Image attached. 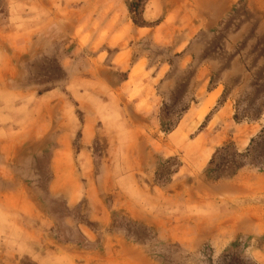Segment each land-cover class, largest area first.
Wrapping results in <instances>:
<instances>
[{
	"label": "rangeland",
	"instance_id": "rangeland-1",
	"mask_svg": "<svg viewBox=\"0 0 264 264\" xmlns=\"http://www.w3.org/2000/svg\"><path fill=\"white\" fill-rule=\"evenodd\" d=\"M129 4L136 26L171 31L145 33L143 80L127 66L99 104L71 93L92 81L22 48V1L0 0V235H29L8 251L29 264H264V127L246 129L264 115V0H174L193 13L155 19L148 0Z\"/></svg>",
	"mask_w": 264,
	"mask_h": 264
},
{
	"label": "crops",
	"instance_id": "crops-1",
	"mask_svg": "<svg viewBox=\"0 0 264 264\" xmlns=\"http://www.w3.org/2000/svg\"><path fill=\"white\" fill-rule=\"evenodd\" d=\"M22 48L37 56L46 54L62 65L69 73L68 79L92 81L90 85L76 88L73 95H92L97 103H105L104 95L117 90V80L123 75L127 66L129 72L126 80H143L145 63L142 53V40L145 33L157 32L163 26V32H170L171 25H158L151 28L136 26L130 17L131 0H21ZM174 0H148L145 15L149 19L157 16L180 15L185 10L187 15L193 13L184 7H174ZM227 2V0H225ZM227 6V5H226ZM199 9V8H197ZM222 10V8H221ZM220 11V10H219ZM221 12V11H220ZM196 14L200 12L196 11ZM162 30V29H161ZM169 35V34H168ZM147 38V37H146ZM73 83V82H72ZM127 83L123 84V89ZM141 95L139 103L142 102ZM221 114L215 116L220 117ZM232 117V114L227 115ZM227 117V118H230ZM198 123V121H197ZM241 125V124H240ZM246 129L257 132L264 127V115L259 122L246 124ZM243 129V128H242ZM93 142V141H92ZM218 142L217 139L214 143ZM56 156L57 160L67 158L68 151ZM89 152V151H87ZM88 153L83 157L88 159ZM67 175L57 174L55 182ZM6 202L17 203L21 207L23 193L7 189ZM29 235H0V264H29L24 252L9 250L6 242L25 239ZM39 236V235H36ZM44 239L46 235H43ZM50 237V235H48ZM41 251V249H37ZM20 254V257H17ZM39 260L36 264H42Z\"/></svg>",
	"mask_w": 264,
	"mask_h": 264
},
{
	"label": "trees",
	"instance_id": "trees-1",
	"mask_svg": "<svg viewBox=\"0 0 264 264\" xmlns=\"http://www.w3.org/2000/svg\"><path fill=\"white\" fill-rule=\"evenodd\" d=\"M264 105V102L262 103V106ZM234 260H236L237 263H240V264H247L245 263L242 259H240L239 257H233Z\"/></svg>",
	"mask_w": 264,
	"mask_h": 264
}]
</instances>
